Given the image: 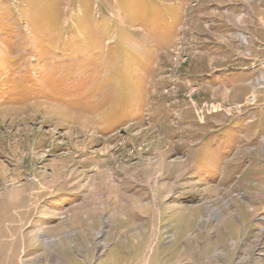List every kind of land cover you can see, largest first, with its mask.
Here are the masks:
<instances>
[{"label": "rangeland", "instance_id": "374dc122", "mask_svg": "<svg viewBox=\"0 0 264 264\" xmlns=\"http://www.w3.org/2000/svg\"><path fill=\"white\" fill-rule=\"evenodd\" d=\"M0 264H264V0H0Z\"/></svg>", "mask_w": 264, "mask_h": 264}]
</instances>
